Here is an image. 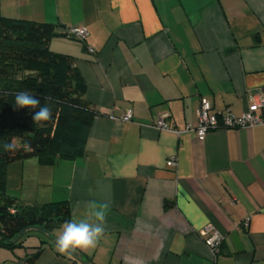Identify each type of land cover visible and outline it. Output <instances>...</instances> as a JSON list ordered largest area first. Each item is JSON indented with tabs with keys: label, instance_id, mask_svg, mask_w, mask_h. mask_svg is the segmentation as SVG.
I'll return each instance as SVG.
<instances>
[{
	"label": "crops",
	"instance_id": "obj_1",
	"mask_svg": "<svg viewBox=\"0 0 264 264\" xmlns=\"http://www.w3.org/2000/svg\"><path fill=\"white\" fill-rule=\"evenodd\" d=\"M0 14L87 30L84 45L55 37L49 50L75 60L97 114L81 158L9 165L7 195L66 201L76 221L108 205L90 252L56 251L63 224L31 227L13 240L22 247L0 248V264H27L39 248L34 264H264V126L203 142L153 126L160 114L177 130L194 125L201 99L240 117L264 96V0H0ZM208 225L223 237L215 258L199 235Z\"/></svg>",
	"mask_w": 264,
	"mask_h": 264
},
{
	"label": "trees",
	"instance_id": "obj_2",
	"mask_svg": "<svg viewBox=\"0 0 264 264\" xmlns=\"http://www.w3.org/2000/svg\"><path fill=\"white\" fill-rule=\"evenodd\" d=\"M55 37L68 38L63 27L0 14V142L16 145L13 151L0 149V248L11 252L22 247L21 241L13 240L25 229L50 232L71 218L66 201L24 205L7 195L8 166L35 158L39 166L51 167L81 158L97 115L84 99L86 85L75 60L49 50ZM24 90L40 98L41 104L52 98L53 116L43 126L34 124L35 110L15 108V94ZM41 252L37 249L26 263L34 264Z\"/></svg>",
	"mask_w": 264,
	"mask_h": 264
},
{
	"label": "built area",
	"instance_id": "obj_3",
	"mask_svg": "<svg viewBox=\"0 0 264 264\" xmlns=\"http://www.w3.org/2000/svg\"><path fill=\"white\" fill-rule=\"evenodd\" d=\"M66 32L68 38L80 43L85 42L88 38V32L84 27L69 28ZM88 52L89 54H93L94 51L88 48ZM167 118V114H160L155 125H153L154 128L159 131L170 132L177 136L181 134H192L199 142H203L208 132L218 129L251 130L255 127L264 126V96H253L246 111L240 117H235L227 111L218 112L212 109L207 100L201 99L196 113V123L194 125H187L183 130L170 127L166 122ZM119 120L130 122L131 113L127 112ZM166 166L170 169L176 168V158H169ZM244 225H247V223H244ZM199 235L211 255L215 258L223 242V237L214 231L210 225L203 228L199 232Z\"/></svg>",
	"mask_w": 264,
	"mask_h": 264
},
{
	"label": "clouds",
	"instance_id": "obj_4",
	"mask_svg": "<svg viewBox=\"0 0 264 264\" xmlns=\"http://www.w3.org/2000/svg\"><path fill=\"white\" fill-rule=\"evenodd\" d=\"M51 97L45 98V103L41 104L40 98L35 94L24 90L15 94V108L35 110L32 113V120L35 125L43 126L42 122L52 119L53 113L50 106ZM16 145L11 142H0V149L4 151L15 150ZM25 149L31 150L28 143ZM91 209L86 219L79 221H65L58 230L55 239V248L61 255L72 256L77 251L88 253L95 249L99 241L105 235V224L108 215V205H89Z\"/></svg>",
	"mask_w": 264,
	"mask_h": 264
},
{
	"label": "rangeland",
	"instance_id": "obj_5",
	"mask_svg": "<svg viewBox=\"0 0 264 264\" xmlns=\"http://www.w3.org/2000/svg\"><path fill=\"white\" fill-rule=\"evenodd\" d=\"M13 164H14V163H13ZM11 165H12V164H11ZM11 165H10V166H11Z\"/></svg>",
	"mask_w": 264,
	"mask_h": 264
}]
</instances>
